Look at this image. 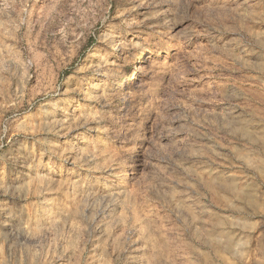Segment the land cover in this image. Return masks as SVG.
I'll use <instances>...</instances> for the list:
<instances>
[{
    "label": "rangeland",
    "instance_id": "374dc122",
    "mask_svg": "<svg viewBox=\"0 0 264 264\" xmlns=\"http://www.w3.org/2000/svg\"><path fill=\"white\" fill-rule=\"evenodd\" d=\"M0 264H264V0H0Z\"/></svg>",
    "mask_w": 264,
    "mask_h": 264
},
{
    "label": "bare ground",
    "instance_id": "6f19581e",
    "mask_svg": "<svg viewBox=\"0 0 264 264\" xmlns=\"http://www.w3.org/2000/svg\"><path fill=\"white\" fill-rule=\"evenodd\" d=\"M138 63L139 61H136L135 65L131 69V73L127 76V78L131 79V81H135L139 78V72H140L141 66H139Z\"/></svg>",
    "mask_w": 264,
    "mask_h": 264
}]
</instances>
